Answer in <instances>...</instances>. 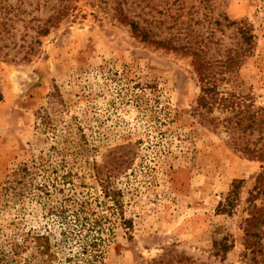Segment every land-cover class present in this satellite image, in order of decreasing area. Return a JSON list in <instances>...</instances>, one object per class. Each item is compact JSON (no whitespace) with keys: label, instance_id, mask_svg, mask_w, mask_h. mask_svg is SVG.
I'll use <instances>...</instances> for the list:
<instances>
[{"label":"rangeland","instance_id":"rangeland-1","mask_svg":"<svg viewBox=\"0 0 264 264\" xmlns=\"http://www.w3.org/2000/svg\"><path fill=\"white\" fill-rule=\"evenodd\" d=\"M108 1H71L36 55L0 58V264H246L264 162L198 114L193 56L145 41ZM125 10L175 42L206 38L211 24L234 46L246 26L252 45L233 77L264 107V0ZM254 229L264 245V215Z\"/></svg>","mask_w":264,"mask_h":264},{"label":"trees","instance_id":"trees-1","mask_svg":"<svg viewBox=\"0 0 264 264\" xmlns=\"http://www.w3.org/2000/svg\"><path fill=\"white\" fill-rule=\"evenodd\" d=\"M71 1L73 0H0V58L19 61L29 60L36 55L43 37L69 14ZM99 1L109 3L108 0ZM142 1L144 0H115V5H110L109 9H115L114 14L118 19L130 24L133 31L145 41L191 54L201 87L196 104L198 114L215 129L222 127L233 149L251 159L264 162V107H256L250 93L242 91L240 83L233 77L252 45L253 35L249 29L244 25L237 28L238 35H235L234 46L220 44L213 39L216 30L210 26V17L206 38L192 39L189 42H175L174 37L157 39L155 36L158 34L153 28L142 27L125 10L132 7L135 9ZM224 19L228 20L227 17ZM212 44H218L214 46L217 56L208 55ZM237 188L238 185H235L226 198L223 210L231 211ZM255 189L256 194L250 199V217L246 219L245 244L246 249H250L246 264H264V245L254 229L264 215V206L259 207L254 202L255 197L264 194V170L256 178ZM224 244L225 248L229 247ZM245 254L248 256L247 251ZM157 262L205 264L185 256L163 257Z\"/></svg>","mask_w":264,"mask_h":264}]
</instances>
